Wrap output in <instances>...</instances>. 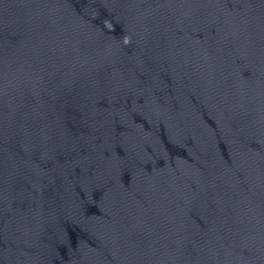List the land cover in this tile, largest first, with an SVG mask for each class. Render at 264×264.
Returning a JSON list of instances; mask_svg holds the SVG:
<instances>
[{
	"label": "water",
	"instance_id": "95a60500",
	"mask_svg": "<svg viewBox=\"0 0 264 264\" xmlns=\"http://www.w3.org/2000/svg\"><path fill=\"white\" fill-rule=\"evenodd\" d=\"M0 264H264V0H0Z\"/></svg>",
	"mask_w": 264,
	"mask_h": 264
}]
</instances>
